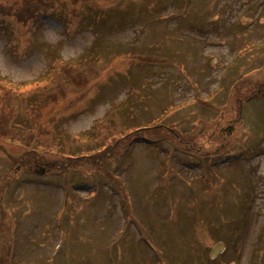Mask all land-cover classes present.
<instances>
[{
  "label": "rangeland",
  "instance_id": "obj_1",
  "mask_svg": "<svg viewBox=\"0 0 264 264\" xmlns=\"http://www.w3.org/2000/svg\"><path fill=\"white\" fill-rule=\"evenodd\" d=\"M22 4L0 0V85L63 87L47 114L68 166L0 140V264H264V0ZM111 108L137 132L106 151Z\"/></svg>",
  "mask_w": 264,
  "mask_h": 264
},
{
  "label": "trees",
  "instance_id": "obj_2",
  "mask_svg": "<svg viewBox=\"0 0 264 264\" xmlns=\"http://www.w3.org/2000/svg\"><path fill=\"white\" fill-rule=\"evenodd\" d=\"M41 1L23 0L21 9H17L15 12L17 18L23 20L32 17V10L36 8L34 4ZM69 68L71 71H59L60 74L73 86L83 87L88 81L87 77L90 76V71H75L72 67ZM92 73L94 74V72ZM3 87L6 86L0 85V140L17 143L22 148L21 161L25 166L39 165L61 170L64 165V169H66L68 165L63 162L56 163L53 159L59 154L57 148L59 149L60 143L53 135L54 113L52 116L47 114L49 105L64 97L63 87L55 88L53 91L49 90L46 94L38 91L33 100H29L22 94L13 93L9 87H7L9 91L4 90ZM261 92H264V86ZM30 98H33V95ZM44 111H46L45 117ZM116 113L117 109L111 108L91 131L92 134H95L97 142H106L105 145L108 147L106 151L111 150L114 147L112 145L117 142L122 144L123 141L120 142L121 139H118L121 134L127 135L124 137L127 138L132 132H137L133 131L129 125L118 124ZM26 120L29 125L25 122ZM23 126H27V129H24ZM158 130L160 127L154 128V131ZM174 136V140L180 143V137L175 134ZM108 140L115 141L109 143ZM90 165L93 164L90 163Z\"/></svg>",
  "mask_w": 264,
  "mask_h": 264
},
{
  "label": "flooded vegetation",
  "instance_id": "obj_3",
  "mask_svg": "<svg viewBox=\"0 0 264 264\" xmlns=\"http://www.w3.org/2000/svg\"><path fill=\"white\" fill-rule=\"evenodd\" d=\"M228 125H229V126H228V130H231V129H233V127H232V125H231V124H229V123H228ZM231 127H232V128H231ZM220 129H222V130H223V128H220ZM221 132H222V131H221Z\"/></svg>",
  "mask_w": 264,
  "mask_h": 264
},
{
  "label": "water",
  "instance_id": "obj_4",
  "mask_svg": "<svg viewBox=\"0 0 264 264\" xmlns=\"http://www.w3.org/2000/svg\"><path fill=\"white\" fill-rule=\"evenodd\" d=\"M41 171H42V170H41ZM37 172H40V171H37ZM216 250H217V248L215 249V251H216ZM215 251H214V252H215ZM213 254H214V253H213ZM213 254H212V256H213Z\"/></svg>",
  "mask_w": 264,
  "mask_h": 264
}]
</instances>
